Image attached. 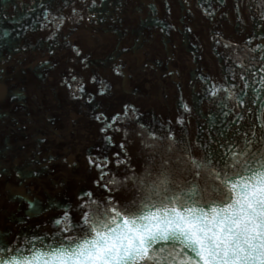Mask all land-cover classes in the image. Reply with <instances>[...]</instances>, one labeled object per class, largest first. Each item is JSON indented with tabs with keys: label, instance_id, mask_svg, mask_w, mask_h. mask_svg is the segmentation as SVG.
<instances>
[{
	"label": "water",
	"instance_id": "obj_1",
	"mask_svg": "<svg viewBox=\"0 0 264 264\" xmlns=\"http://www.w3.org/2000/svg\"><path fill=\"white\" fill-rule=\"evenodd\" d=\"M69 4L84 19L60 26L53 17L70 16ZM237 4L243 7L242 21L235 11ZM205 10L213 15H206ZM46 13H51L48 20L44 18ZM90 16L95 19L90 20ZM259 17V0H104L102 4L98 0L96 8L91 7L90 0H0V244L19 242L23 248L26 239L51 237L56 232L55 219L67 209H72L74 220L79 219L77 197L82 192L90 190L97 199L108 195L93 184L98 172L88 171L89 153L98 158L106 156L117 180L131 175V169L142 172L147 163L151 149L143 147L138 125H116L122 129L119 132L109 129L114 146H107L98 131L101 124L93 119L95 105L71 100L61 83L69 59L75 58L69 45L78 47L88 61L86 69L77 61V69L82 70L89 93L95 95L94 90L101 87L90 82L92 74L116 83L118 95L140 109L146 126L158 135L169 130L177 137L183 135L191 143L193 154L201 156L197 141L208 136L213 123L215 133L227 127L226 120L234 118H225L222 111L227 109H222L220 101L213 100L205 89L227 82L229 86L235 84V91L243 94L238 75L232 79L229 70L235 69L237 74L244 71L236 68L241 60L253 71L260 68L258 58L262 53L249 51V47L264 46V21ZM171 25L179 30L172 31L169 37L165 33ZM58 26V39L49 41ZM187 27H192L191 34L184 32ZM161 28L165 31L161 32ZM216 33L222 37L220 45H214ZM246 40H253V44L245 46ZM224 43L239 48H224ZM53 44L55 54L50 55ZM124 48L129 51L123 52ZM43 60H50L55 67H42ZM141 61L153 65L159 61V65L145 71ZM113 62L125 65L130 77L126 82L112 75ZM170 69L179 75L165 76ZM258 78L259 73L255 79ZM255 79L249 77L252 87L244 89L247 100L254 98L255 89L260 88ZM259 94L264 95V90ZM96 99L100 104L97 112L111 117L119 110L104 97ZM226 102L235 107L234 102ZM183 104L194 105L193 112L186 113ZM254 112H264L260 101H256ZM180 119L185 121L183 126L178 123ZM249 123L246 116L242 127L247 128ZM124 132L129 133L127 141ZM41 137L47 138L43 145L39 143ZM120 143L127 144L130 159L117 167L115 154L122 153ZM47 156L56 157L54 170L41 169L40 162ZM65 157L77 167L68 169L62 162ZM159 162L157 156L153 167ZM34 170L42 174L30 175ZM18 171L20 176L16 175ZM68 175L76 179L66 183ZM109 179L104 177L105 181ZM132 187L129 183L115 193L116 198L123 201L135 195L134 190L129 191ZM45 242L52 243L50 239Z\"/></svg>",
	"mask_w": 264,
	"mask_h": 264
},
{
	"label": "snow or ice",
	"instance_id": "obj_2",
	"mask_svg": "<svg viewBox=\"0 0 264 264\" xmlns=\"http://www.w3.org/2000/svg\"><path fill=\"white\" fill-rule=\"evenodd\" d=\"M103 2L100 0L101 4ZM90 4L96 8L98 0H90ZM69 6L72 7L70 16L61 14L53 17L58 25L84 19L74 5ZM259 9V18L264 21V0H259ZM235 11L242 21V5L237 4ZM205 12L213 15L207 10ZM49 15L51 13L45 14V20ZM94 19L90 16V20ZM60 26L48 37L49 41L58 39ZM261 27L264 28V24ZM178 30L174 25L168 26L165 35L170 37L172 31ZM164 31L161 28V32ZM184 32L191 34L193 29L187 27ZM221 39L219 33L214 34V45H220ZM252 44L253 40L245 41V46ZM222 46L239 48V45L231 43ZM69 47L75 58L69 59L61 83L67 88L71 100L95 105L93 119L101 124L98 131L105 144L114 146L113 137L108 135L109 129L119 132L122 129L116 125L133 122L140 129L143 147L151 151L142 172L131 169V175L119 180L111 173V162L106 156L98 158L89 153L86 157L88 171L95 169L98 172L93 184L103 188L108 195L97 199L90 190L82 192L77 197L79 219L74 220L72 209H67L62 217L55 219L56 232L51 237L26 239L23 248L19 242L0 244V264H264V112H254L256 101L264 105V95L259 94L264 90V46L249 47L252 53H262L258 58L259 69L253 71L241 60L236 63V68L244 71L237 74L235 69L229 70L232 79L238 75L242 82V95L235 91V84L229 86L227 82L205 89L208 96L220 101L222 109H227L222 111V115L234 118L226 120L227 127L215 133L216 124L213 123L208 136L197 141L203 152L201 156L193 154L191 143L183 135L177 137L171 130L158 135L146 126L140 109L118 95L116 83L92 74L90 82L101 87L94 90L95 95L89 93L82 70L77 69V61L85 69L88 61L78 47ZM122 51L127 53L129 49ZM49 54H55V44L50 46ZM172 59L170 56L169 60ZM141 63L145 71L159 65V61L155 65ZM41 66L55 67L50 60L41 61ZM258 73L259 78L255 79ZM112 75L121 78L122 82L130 78L123 62H113ZM178 75L172 69L165 73V76ZM249 77L260 84V88L255 89L257 95L251 100L246 99L248 93L244 91L252 87ZM221 92L225 94L223 97ZM97 96L110 100L119 110L111 117L103 111L97 112L100 107ZM12 99L15 100L16 96ZM226 101L234 102L235 107H229ZM182 107L188 114L194 110V105L183 104ZM246 116L250 121L247 128L242 127ZM178 123L183 126L185 121L180 119ZM233 130L234 134L229 136ZM124 139H129L128 132H124ZM149 140L155 142L148 143ZM46 142V137L39 138L41 145ZM119 148L124 158L121 152L115 154L117 167L130 159L127 144L120 143ZM157 156L160 162L154 168ZM55 162V156H47L40 162L41 169L54 170L52 165ZM62 162L68 169L77 167L71 158L65 157ZM41 174V170L30 172L35 177ZM16 175L21 173L18 171ZM105 176L110 179L105 181ZM74 179L68 175L65 182ZM129 183L133 186L129 191L134 190L135 195L118 200L115 193L127 188ZM48 239L52 243H46Z\"/></svg>",
	"mask_w": 264,
	"mask_h": 264
}]
</instances>
